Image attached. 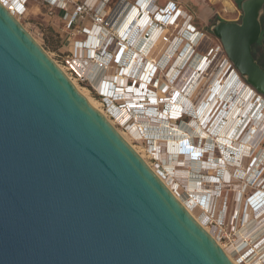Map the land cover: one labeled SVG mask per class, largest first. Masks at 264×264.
<instances>
[{
  "label": "water",
  "instance_id": "1",
  "mask_svg": "<svg viewBox=\"0 0 264 264\" xmlns=\"http://www.w3.org/2000/svg\"><path fill=\"white\" fill-rule=\"evenodd\" d=\"M263 7L211 32L264 96ZM0 264H235L1 2Z\"/></svg>",
  "mask_w": 264,
  "mask_h": 264
},
{
  "label": "rangeland",
  "instance_id": "2",
  "mask_svg": "<svg viewBox=\"0 0 264 264\" xmlns=\"http://www.w3.org/2000/svg\"><path fill=\"white\" fill-rule=\"evenodd\" d=\"M73 1L78 2L81 0H72L70 3H68L67 9L70 14V17H68L67 19H61L59 16L58 9L49 5L47 2H45V0H27L25 5L26 6L25 12L17 20H19V22L24 26V28L30 33V35L36 40V42L45 50L48 56L62 69V71H64V73L70 78V80L71 81L73 80L76 86L80 90L82 89V91L86 94V96L97 104V106L106 115L108 120L112 122V125L124 133V137L126 139L128 138L129 143L134 147V149L138 151L140 155H142V157L148 163V165H150L155 170L156 174H158V176L169 186V188H171L173 191L176 190L175 192H179L178 196L180 197V199L188 206L190 210H192L196 214V216L202 219L205 228L210 233L214 234V236H217V234L223 235V238L220 240V242L219 241L218 242L221 246H223L224 249L228 251V253L232 258H236V257L240 258V261H243L241 264H254V263L264 264V244H263L264 237H262L264 235V228L261 229L262 226L260 227L261 222H264V220H262L261 218L264 215V209L257 214V210L258 209L260 210L262 204L264 205V201H261L259 203H257L256 201V203L252 204L248 201L249 199H247V196H243V198H241L238 202H236L235 200L236 198L234 197L235 196L234 193L236 194V192H235V188L233 187V182L235 183L238 180V178L243 181L245 176L244 177L243 175H240L239 177L236 176L235 177V179L237 178L236 180H230L229 178L226 179L223 177V175H221L224 173L226 174L228 168L225 164L215 165L214 163H212L213 159L211 158L210 154L212 152L211 148L215 146L213 141L211 139L208 140L205 139L204 133L202 134L200 133L199 135L200 138L193 137L191 139V143L193 142L192 145L193 146L196 145V148L199 149V153L195 152L196 154H198V156L195 158L199 159L201 157V159L207 162L206 164L208 166V169H206V172L204 171L200 174L201 170L196 169L198 164L197 159H196L197 161L191 160L192 164H189L186 162L185 159L182 160V157H180L181 156L180 154L182 153L184 154L185 152L186 154L191 152L194 153L192 151L194 149L189 148L187 150L181 151L180 147L176 148V144L173 145L172 143L170 144L169 142H165L164 144V142L158 141L156 144L158 136H152L148 134L144 135V130H147L145 128H148L145 127V125L150 124V125L158 126V124L161 123L166 117L168 122H170L168 124L171 126V128H174V130L179 128V126H181L182 124H190L195 122L196 117L194 118L192 114L184 112L183 108L181 109L182 111L180 112V115L178 114L179 115L178 117H172L171 115L168 116L169 109H167V105L168 103H170V101H173L179 93L178 94L174 93L170 95L169 87L164 88L165 86L164 84L165 83L171 85L173 84V86L178 90L180 84L183 83L182 82L183 79L187 77L186 75L187 71L189 72L190 70L189 64L191 65L192 61L195 59L196 56H202L201 63L205 61V63L200 68V73L201 74L203 73L202 74L203 77L206 72L209 73L213 68L215 69V73L217 71L218 74L220 73L219 70L221 69V66L224 63V59H226V56L223 52L219 40L212 34L211 26L215 24V22H217L219 18L232 19L233 21L239 22L241 17V10L239 6L236 4V1L239 0H177L179 1L180 4H176V6L180 7V9L185 11L188 15V16L185 15L186 17L184 24L186 23V21H189V25L187 26L182 25L181 29L178 26H176L175 28L174 24L172 26L167 25V22H172V21L170 20L167 21L164 19L165 18L164 10L161 12L162 14H164L162 16L163 17L162 19H159L157 15L152 14V11H150L151 12L149 14L150 20L147 21L153 22L151 26H155L159 30L160 29L162 30L165 29L164 27L167 25V29L169 30V33L171 35L173 34L174 36H178L179 40L182 39L181 42H179V44L177 45L176 51L178 52L179 56H181L186 52L187 55L185 58L187 60L184 59L181 65H175V61H173V63L169 65V69L172 67V65L175 66L174 68L177 69V72H175V74L172 77H169V73L167 72L168 70L166 71L168 66H164L162 68L161 66H159L158 72L155 73V79H153L154 83L152 85L149 84H147V86L145 85L150 90H153V93L144 91L145 90L144 85L139 81L140 77H137V75L135 74V72L137 71L135 70L134 72L135 75L132 74L134 76H130L128 78L129 82L135 80L136 85H138L137 88L138 91L144 89L141 92L142 96L143 95L149 96L152 94V96L146 98L148 100L151 99L152 101L155 100L154 102L148 101L149 104L143 103V105L142 104H135L137 106L132 105L135 108L130 106V104L127 103L125 100L123 101L122 96L119 95L122 94V92L124 91L126 92V90H128L125 86H124L125 88L123 86H122L123 88L122 87L117 88V86L113 88L111 86V83L109 84L108 81H106L107 83L100 82L101 78H103L104 80L106 79L109 80L108 77H106V79L104 77L107 76L108 74L107 72L111 70L109 69L110 67H113L114 69L112 73H115L116 68H120L119 72H121V69L125 65L124 64L125 61L123 59L122 62H120L121 58L118 59L116 57V54L119 52L122 55L124 53L123 50L125 49H121L116 53L115 47L113 49H110L111 40L109 39L107 43L104 44L103 51H101L102 49L100 48V46L95 47L96 54L98 55H95L97 58H92L91 60L84 58L85 57L84 50L82 51L75 49V46L78 45L85 46L86 42L90 39L91 36L89 35L87 37L85 32H87V30L93 32L96 30V28L92 25L90 18L92 11H85L79 13L77 10H75V7L70 6V4H72L73 6ZM143 2H145V0L144 1L143 0H109L103 12L108 23L107 24V30L109 31L108 33L113 35V37H117V38L118 37H122V39L129 38L128 36L130 35V33L124 36V30L125 28H127L126 26L127 24H125V27L122 28V31L118 32L119 31L118 27H116L117 22L121 18L125 10L129 8L128 6H130V8L133 9L132 13L134 18L137 17V14L139 12L142 11L141 13H144L143 11L144 5L142 4ZM166 3H167L166 0L157 1L159 7H164ZM202 8L206 9L209 13L211 12L215 13L214 16L210 19V21L205 24L201 23L200 18L196 15L198 13V10L199 9L202 10ZM263 11H264V7H263ZM155 19L159 22L157 26L156 24H154V21H156ZM103 33L107 34L106 32ZM158 33H160V31ZM158 36H161V34H158ZM98 37L100 36H98L97 34V36L95 35V37L93 38L96 39ZM80 41L82 43H79ZM132 41L134 43H132ZM99 43H97V45L95 44V46H98ZM124 43L127 44L128 49L130 48L136 53L137 50L135 44L136 37H134L132 40H127V41L124 40ZM154 48L155 47H153L152 45L147 51L144 52L145 58L142 57L140 61V65L141 62L143 61L145 62L147 59H153L158 56L157 55L158 50ZM190 49L192 53L190 52ZM257 53L264 54V39L262 40V43L259 44ZM132 54H134V52H132ZM123 55L125 58L126 54L124 53ZM135 56L136 54L134 55V57ZM98 58H100L99 65L97 62H94V60L98 61ZM210 61L212 62V64H210L209 67L210 71L208 70L209 71L208 72L205 71L207 66L206 62L209 63ZM89 63L91 64L92 68L89 67ZM185 64H187L186 67L187 69L183 70ZM92 65H98V66L93 67ZM226 68L227 69L224 74L226 73L227 74L219 76V79H217L216 82L221 84L222 81V83H224V81L227 80L228 76L232 71L237 72L234 68H232V66L230 67L227 65ZM176 77L178 79H176ZM239 77L245 82V80L241 76ZM201 84H203V82H201ZM209 84L210 83H204V88H203L204 92L202 90V92L198 95L196 99H195V95L194 97H191L192 101L194 102L196 101L195 105L198 107V109L201 108V105L199 104L202 103L203 95L204 93H207ZM199 87H201V85ZM101 92L108 94V96L109 94L116 96H114L111 100H108L101 96L102 94ZM253 92L247 95L246 98L247 100L246 99H245L246 101L244 100L245 102L255 103L254 101H259L260 98L261 100L263 99L262 102L264 101L263 95L257 93L255 90H253ZM259 95L261 97H259ZM187 97H189V93ZM206 100L207 98L204 99V101ZM226 101H228L227 98H224L222 103H219V105L216 108H213L214 107L213 105H215V103L212 105L211 110L212 109L214 110V114L217 113L216 110H218L217 108H219L220 104H221V109L223 107L228 108L229 105L227 104ZM247 103H243L241 107H243L244 104ZM144 105L146 106L145 108L143 107ZM132 110L134 111L133 113L131 112ZM238 110L239 113L240 108ZM260 111L261 112L259 113V117L261 118V116L264 115V104L262 105V107H260ZM125 112H128V114H132L131 116H133L136 113L137 114L140 113L143 114L144 116L146 115L147 116L146 117L133 116L130 118L132 119V123L127 125L126 123L128 122H124L122 119V115H124ZM212 115L213 113H211V117ZM160 116H163L162 119L160 118ZM221 120L223 121L222 124L224 125V128L222 127L223 130H221L222 128L217 130L216 126L218 122L213 124L215 125L216 128L215 127L213 128V125L211 123H209L210 125L207 126L208 125L207 122L210 120H207L205 122L206 124H202L201 122H199L201 124L200 127L203 129V131L204 132L209 131V133L215 137L217 142H218L217 138L220 139L222 137L228 138V136L226 135L224 136V134H226L225 132L228 127V125L226 124L228 120H226L223 116L221 117ZM255 120H259V118L257 119L255 118L254 120L251 121V123L255 122V124H257L258 122ZM122 121L124 123H122ZM195 124L197 125L196 122ZM141 126H142V130H141ZM209 127H211L210 130ZM190 129L191 128L186 129V131L191 135H195V133L190 131ZM156 131L158 130L156 129ZM250 132L251 131H248L247 136H249ZM220 133L223 134L220 135ZM252 133H254V131ZM245 141L246 139L243 138L241 143H245ZM169 151L175 152L179 155L178 159H176V161L173 162L172 166L170 165V161L168 159L171 156ZM203 151L204 153L201 156V152ZM251 151H254V153L253 154L251 152L248 153V157H244L240 161L242 163L241 169L246 173L248 172L247 177L249 176L250 171L253 170L254 168L253 164L257 160V157L259 156L260 153L264 151V133L260 134V136L258 137V141H255V144L251 149ZM239 153L240 151H238L237 156H240ZM205 157H207L208 159L207 158L205 159ZM214 161L216 160L214 159ZM261 169L262 166L259 167L258 174H260ZM188 170H191L192 172ZM229 170L230 171L232 170L233 173H235V171H238V167L235 166L234 168L232 167V169L229 167ZM182 171H184L185 175L187 174L188 177L185 178V175L180 176V172ZM203 175H210L212 178L217 177V181L219 180H221L222 182L223 180L226 181L218 186L219 193H216L215 191L214 192L211 191L214 186V184L211 183L213 179L209 178L210 179L209 180L208 178H206V181L210 182V183H206V181L204 182L203 179H201V176ZM232 176L234 177L233 174ZM194 177H196L195 185L192 182L194 180ZM257 183L255 184L257 187L256 189H260L261 186L260 187L257 186L258 185ZM238 184L240 185L241 183ZM201 185L204 187V189H206L207 191L206 194L208 193L210 194L212 192L211 193L212 201L210 200L211 202L209 203V206L211 208H209L208 206L205 207V204L203 205L204 202L203 198H206V195L198 193L200 188L202 187ZM262 191H264V189L261 188L259 193H263ZM192 195H197L202 198L201 200H197L196 198H193ZM263 196L264 193L260 194V196L257 195L256 200L259 201ZM259 197L261 198L258 199ZM252 206H253L252 212L255 214L252 216L249 212L248 215H251L252 217L248 219L246 214L250 210V208H252ZM258 222L260 224H257ZM256 240L258 241L256 242ZM239 241H241V244L236 248V245H238L237 243Z\"/></svg>",
  "mask_w": 264,
  "mask_h": 264
},
{
  "label": "bare ground",
  "instance_id": "3",
  "mask_svg": "<svg viewBox=\"0 0 264 264\" xmlns=\"http://www.w3.org/2000/svg\"><path fill=\"white\" fill-rule=\"evenodd\" d=\"M146 1L147 0H145V2L143 4L144 5L143 6L144 13H141L142 12L141 11V12L138 13L139 15L137 14V17L134 18L133 17V13H132L133 9L130 8V6H128L129 8L125 10V12L121 16V18L118 20L117 25H116V27H118V30H119L118 32H120V31H122V28L125 27V24H127L126 25L127 28H125V30H124V36L126 34H129V33H130V35L128 36L129 38H124V40H126V41L127 40H132L134 37H136V43H135L136 44V49H137L136 53L132 49H130V48L128 49V46L125 43L126 45L123 48L125 50H123V52L126 54V57L124 58V55H123L124 53L122 55H117L116 54V57L118 59L121 58L120 62H122L123 59L125 61V63H124L125 65L121 69V74L122 75L119 74V69L120 68H116L115 69V73H112L114 71V69H113V67H110L109 69H111V70L110 71L107 70L108 74H107V76L104 77L105 79H106V77H108L109 81L111 82V86L113 88L116 87V86H117V88L118 87L121 88L122 86L123 87L125 86L128 89V90H126V92L123 90L124 92H122V94H119V95H121L122 98H123V101L125 100L127 103L130 104V106L135 105V104H142L143 105V103H148V101H151V102L155 101V100L152 101L151 99L148 100L146 98V97L152 96L151 93H150L151 95H149V96H144V95L142 96L141 91H138V89H137L138 85H135V87L131 88L130 85H129V79H128L130 76H134L136 74L137 77H140L139 81L144 86L145 85L147 86V84L149 83V81L151 79V78H148V77L153 74L154 69H156V72H158L159 66H161V68L164 67V66H168L166 71L168 70L167 72L169 73V77H172L175 74V72H177V69L174 68L175 66H173V65L169 69V65H171L173 63V61H175V65H181L182 62L184 61V59H186L185 57L187 55L186 52L184 54H182L181 56L178 55V52L176 51V47L179 44V42H181L182 39L179 40L178 36H174L173 34L171 35L169 33L168 29L167 30L164 29V32L161 34V36H158V34H159L158 32L161 29L159 30L157 27L151 26V24L153 22H148L147 21V20H150V15H149L150 11L149 10L151 9V5H148L149 3H146ZM172 13L173 12H171L170 15H172ZM157 17H159V19H162L161 15H157ZM168 18H170V17H168ZM178 24L179 23H174L175 28H176V26ZM94 32L95 31H93L92 33H94ZM166 32H168L169 34H168V36L165 37V39H163V35H165ZM96 42H97L96 39H94V38L91 39V36H90V39L86 42L85 46H82V48H86L88 46L89 48L92 49V48H94ZM152 45H153V47H155L154 49L158 50V53H157L158 56L156 58H153V59H147L145 62L144 61L141 62V65H140V61H141L142 57H144V52L147 51L150 48V46H152ZM133 48H135V47H133ZM184 49H185V47H184ZM81 50H83V49H81ZM132 52H134V54H132ZM190 52H191V49H190ZM135 54H136V56L134 57ZM192 57H193V55H192ZM94 58H97V57L94 55ZM99 60H100V58H98V61L94 60V62H97L98 65H99V62H100ZM158 60H159V62H158ZM201 60H202V56H196L195 59L192 61L191 65L189 64L190 70H189V72L187 71V74H186L187 77L183 79V81H182L183 83L180 84V87L178 88V90L173 86V84L172 85L168 84V83L164 84L165 85L164 88L165 87H169L170 95L174 94V93H176V94L179 93L177 95V97H175V99H174L175 101L174 100L170 101V103H168V105H167V109H169L168 116L171 115L172 117H178L180 115V112L182 111L181 109L183 108L184 112L192 114L194 116V118L196 117L195 118L196 119L195 122L197 123V125L195 124V122L194 123H190V124H182L181 126H179V128L174 130V128H171V126L168 124L170 122H168L167 117H166V118H164V120L161 123L158 124V126H154V125H150V124L145 125V127H148V128H145L147 130H144V135L148 134V135H152V136H158L156 144H157L158 141L164 142V144H165V142H169L170 144L172 143L173 145L176 144V148L180 147L181 151L182 150H187L189 148L194 149V150H192L194 153L191 152V153H187L186 154V152H185L184 154L183 153L180 154L181 155L180 157H182V160L185 159L187 163L192 164L191 160L194 161V160L197 159L195 157H197L198 154H196L195 152L199 153V149L196 148V145L195 146L192 145L193 142L191 143V139L193 137H199L200 133L201 134L204 133L205 134V139H207V140L211 139L213 141L214 145H215L214 146L215 148L214 147L211 148L212 152H211L210 156L213 159L212 163H214L215 165L225 164L227 166V168H228L226 174L224 173V174H221V175H223V177L226 178V179L229 178L230 180H236L237 178L235 179V177L236 176L239 177L240 175H243V176L247 177L248 172L246 173V172H244L241 169L242 168V163L240 161L244 157H248V153L251 152V149L253 148V146L255 144V141H258V137L260 136V134L264 133V115L261 116V118L259 117V113L261 112L260 111V107H262V105L264 104V101L262 102L263 99L261 100V98H260L259 101H254L255 103H251L250 106L248 104H244V106L241 107V105L243 103H246L245 101L247 100L246 99L247 95H249L251 92H253L254 89L251 86H249L247 83H245L239 77L240 75L238 74V72H235V71H232L230 73V75L228 76L227 80L224 81V83H222V81H221V84L216 82V80L219 79V76L227 74V73L224 74L226 72V69H227L226 66L228 65V66L231 67V65L227 61V59H224V63L222 64L221 69L219 70L220 71L219 74L217 73L218 71L215 73V69L214 68L211 71L209 70L210 64H212L211 61L209 63L206 62L207 66H206V70L205 71L209 70L210 72L209 71H208L209 73L206 72L204 77H203V75H202L203 73L202 74L200 73V68L205 63V61L201 63ZM215 64H214V67H215ZM98 65H92V66L94 67V66H98ZM89 67H91L90 63H89ZM186 67H187V64H185L183 70H186L187 69ZM191 67H193V68H191ZM135 70L137 72H135ZM122 72H124V73H122ZM134 72H135V74H134ZM227 72H228V70H227ZM132 74H134V75H132ZM177 77H176V79H178ZM153 79H155V77ZM101 80H102V78L100 79V82H102ZM201 82H203V84H201ZM72 83L75 85V87L78 89V91L89 101V103L95 109H97L108 120L106 115L97 106V104L95 102H93L92 100H90L86 96V94L82 91V89L80 90L76 86V84L73 82V80H72ZM204 83H210V84L208 85L207 93H204V95H203L202 103L201 104L198 103L199 105H201V108L198 109V107L195 105L196 101L195 102L192 101L191 97H194V95H195V99L198 97V95L202 92V90L204 88ZM200 85H201V87H199ZM192 86H193V88H192ZM190 89H192V90H190ZM203 92H204V90H203ZM188 93H189V97H187ZM127 96H129V97H127ZM259 97H261V96L259 95ZM205 98H207L206 101H204ZM224 98H227V100H228V101H226L227 104L229 105L228 108L227 107H223L221 109V104H220L219 108H217L218 110H216L217 113L214 114V110L213 109L211 110L212 105L215 103V105H213L214 106L213 108H216L219 105V103H222ZM135 106H137V105H135ZM132 107L135 108L134 106H132ZM143 107L145 108L146 106L144 105ZM239 108H240V112L238 113V111H239L238 109ZM131 112L133 113L134 111L132 110ZM211 113H213L212 117H211ZM237 113L239 115L238 116V120L236 119V121H233L234 125L236 123V125H235L236 127L233 130H230L228 133L225 132L226 134H224V136L226 135V136H228V138H223L222 137L220 139V138L216 137L218 139V142L215 139V137L212 136V134L209 133V131H205L204 132L203 129L200 127L201 124L199 122H201L202 124H206L205 122L207 120H210V121L207 122L208 123L207 126L210 125L209 123H211L213 125L216 122H218L216 127H217V130H219V128L220 129L222 127L224 128V125L222 124L223 121L221 120L222 116L226 120H228V118L230 117L229 118V120H230V119H232L231 117H233ZM131 115L132 114H128V112H125V114L122 115L123 121L124 122H128V123H126L127 125L132 123V119H130V118L133 117V116H135V117H138V116L146 117L147 116V115L144 116L143 114H140V113H138V114L136 113L133 116H131ZM162 117L163 116H160L161 119H162ZM234 118H235V116H234ZM255 118L256 119L259 118V120H255L258 123L257 124H255V122L251 123V121L254 120ZM229 120L226 123L227 125L229 124L228 123ZM123 121H122V123H124ZM108 122L112 125V122L110 120H108ZM142 125H144V124H142ZM234 125H233V127H234ZM214 127H215V125H213V128ZM189 128H191L190 131L194 132L195 135H191V134H189L186 131V129H189ZM223 128L221 130H223ZM115 129L129 143L128 138L126 139L124 137V133L121 132L120 130H118L117 128H115ZM156 129L158 131H156ZM210 129H211V127H209V130ZM141 130H142V126H141ZM248 131H251L249 133V136H247ZM253 131H254V133H252ZM221 134H223V133H220V135ZM165 137H166V139H165ZM243 138L246 139L245 143H241ZM219 139H220V141H219ZM156 144H155V146H156ZM131 147L134 149V147L132 145H131ZM215 149H217V150H215ZM134 150L138 153V151L136 149H134ZM238 151H240V153H239L240 156H237ZM203 153H204V151L201 152V156L203 155ZM170 155L171 156L168 159L170 161V165L172 166L173 162L176 161V159H178L179 155L177 153H175V152H170ZM140 157L144 160L142 155H140ZM214 159L216 161H214ZM197 160H198V162H197L198 164H197V168L196 169L201 170L200 174L202 172H204V171L206 172V169H208V166L206 164L207 162L205 160L201 159V157L199 159H197ZM146 164L148 165L147 162H146ZM253 165H254L253 166L254 168H253V170L250 171L249 176L254 177V179L256 180V177L260 175V174H258L259 173V167L262 166V169H263V166H264V151L259 154V156L257 157V160L255 161V163ZM148 166L151 167L150 165H148ZM231 166L233 168L235 166L238 167V171H235V173H233L232 170L230 171L229 167L232 169ZM151 169L154 171V173H156L155 170L152 167H151ZM188 171H191V170H188ZM217 172H219V171H217ZM232 174L234 175V177L232 176ZM156 175L158 176V174H156ZM184 175H185L184 171L180 172V176H184ZM186 177H188L187 174L185 175V178ZM206 178L213 179L211 183H213L214 186H213V189L211 191L212 192L215 191L216 193H219V187L218 186L220 184L226 182L225 180H223V182L221 180L217 181V177L216 178H212L210 175L201 176V179H203L204 182L206 181ZM249 181H251V179L247 180V182L243 183V181L238 178V180L235 183L233 182V187L235 188V192H236V194L234 193V195H235L234 197L236 198L235 199L236 202H238L241 199V195L243 193L242 191L249 185ZM192 182L195 185L196 177H194V180ZM185 183H186V181H185ZM206 183H210V182L206 181ZM238 183H241V184L239 185ZM227 184H230V183H227ZM168 188H169V186H168ZM195 191H197V190H195ZM206 192H207L206 189H204V187L202 186L198 193L206 195V198H203V200H204L203 205L205 204V207L208 206L209 208H211L209 206V203L212 201V195H211L212 192L210 194L209 193L206 194ZM262 192H264V191H262ZM177 193H179V192H177ZM173 194H174V192H173ZM174 195L187 208V210L192 214V216L196 219V221H198L200 223V225L212 236V238L215 240V242L230 257V259L235 264H237V261L234 260L230 256L228 251L226 249H224L223 246H221L219 244L216 236H214V234L210 233L205 228L202 219L200 217L196 216V214L192 210H190L188 208V206L180 199V197L177 194H174ZM192 197L196 198L197 200H201V198H202V197H199L197 195H192ZM261 201H264V196L260 199L259 202H261ZM259 202H257V203H259ZM263 209H264V205L262 204L260 210L259 209L257 210V214L260 211H262ZM252 211H253V208L252 209L250 208V210L247 212V214L245 213L247 215L248 219L251 218L255 214ZM249 212H250V214L252 216L248 215ZM255 221H257V220H255ZM257 224H260V223L258 222ZM263 224H264V222H261V224H260V227L262 226L261 229L264 228ZM256 227H254V228H256ZM241 241H239L240 243L239 242L237 243L238 245H236V248H237V246H239L241 244Z\"/></svg>",
  "mask_w": 264,
  "mask_h": 264
},
{
  "label": "built area",
  "instance_id": "4",
  "mask_svg": "<svg viewBox=\"0 0 264 264\" xmlns=\"http://www.w3.org/2000/svg\"><path fill=\"white\" fill-rule=\"evenodd\" d=\"M71 1L72 0H45V2H47L49 5H51L52 7L56 8V9H58L59 16H60L61 19H67L68 17H70V14L68 12L67 7H68V3H70ZM108 1L109 0H81V1H78V2L73 1V7H75V10H77L79 13L80 12H85V11H92V14H91L90 18H91L92 25L96 28V30H95V33L93 34L91 31H88L86 29L87 30V32H85L86 36L88 37L89 35H91V39L97 34L100 36V37L96 38L97 42L95 43L97 45V43H99V41H100L99 45L98 46H94V48H92V49L89 48L88 46L86 48H82V46H80V45L75 46L76 50H81V49L84 50V52H85V57L84 58L85 59L91 60L92 58H94V55H98V54H96L95 47H99L100 46V48L102 49L101 51H103V46H104L105 43H107V41L109 39L111 40V42H110L111 45L109 44L110 45V49H113L115 47L116 53H117V51L123 49L124 46H125L124 38L122 39V37H118V38L117 37H113V35L108 33L109 31L107 30V24H108L107 23V19L105 18V15L103 13L104 9H105V6H106ZM0 2L12 14V16L14 18L19 19V17L25 12V9H26L25 5H26L27 0H0ZM146 3H149V5H151V9L149 11H152V14L161 15V16H163L165 14L164 15V17H165L164 19L167 20V21H169V20L172 21V22H167V24L169 26H172L174 23H179L177 26L181 29L182 25L183 26L184 25H186V26L189 25V21H186V23L184 24L185 17H186L185 15H187V13L185 11L181 10L180 7H177L175 2L168 1L164 5V7H159L158 4H157V0H147ZM142 4H144V2ZM163 10L165 11L164 14L161 13ZM171 12H173L172 15H170ZM150 13L151 12H149V14ZM166 14H167V16H166ZM168 17H170V18H168ZM71 18H72V15H71ZM154 24H156V26H157V24H159V22L156 20V21H154ZM164 28L167 29V25ZM103 32H106L107 34H104ZM163 32H164V29L160 30L159 34H162ZM168 34L169 33L166 32L165 35H163V39H165V37L168 36ZM79 43H82V42L80 41ZM132 43H134V42L132 41ZM117 55H121V54L118 52ZM155 73H156V69H154L153 74L148 77V78H151L149 83H148L149 85H152L154 83L153 78L155 77ZM119 74L122 75L121 72H119ZM101 81L103 83L104 82L107 83L106 81H108L109 84L111 83L109 80H104L103 78H102ZM129 85H130L131 88L135 87L136 81L135 80H133L132 82L130 81ZM144 89H141V92H142V90H144L146 92L153 93V90H150L146 86H144ZM101 93H102L101 96L103 98L108 99V100H111L114 96H116V95H112V94H109V96H108V94H105L103 92H101ZM263 184H264V182L259 184L261 186V188H263ZM252 185L253 184L250 183L242 191L243 193L241 195V198H243V196H247V199H249L248 201L250 203L254 204V203H256V201L257 202L260 201V200L259 201L256 200L257 199V195L260 196V194H263V193H259L261 188L260 189H256ZM166 186H167V184H166ZM169 189L172 191V193L174 192V194L178 195V193L175 192L176 190L173 191L171 188H169ZM260 198L261 197H259L258 199H260ZM252 208H253V206H252ZM261 218H262V220H264V215ZM262 237H264V235ZM216 238L220 242V240L223 238V235L222 234L221 235L217 234ZM257 241L258 240H256V242ZM233 259L237 261V264H241L243 262V261H240V258H238V257L233 258Z\"/></svg>",
  "mask_w": 264,
  "mask_h": 264
},
{
  "label": "trees",
  "instance_id": "5",
  "mask_svg": "<svg viewBox=\"0 0 264 264\" xmlns=\"http://www.w3.org/2000/svg\"><path fill=\"white\" fill-rule=\"evenodd\" d=\"M241 1L242 0L236 1V4L239 6ZM260 24H261V33L258 40L252 45V55L256 59L258 64L264 69V54L257 53L258 46L259 44L262 43V40L264 39V11L260 16Z\"/></svg>",
  "mask_w": 264,
  "mask_h": 264
},
{
  "label": "flooded vegetation",
  "instance_id": "6",
  "mask_svg": "<svg viewBox=\"0 0 264 264\" xmlns=\"http://www.w3.org/2000/svg\"><path fill=\"white\" fill-rule=\"evenodd\" d=\"M246 103H247V102H246ZM247 104H248L249 106L251 105L250 102L247 103ZM260 115H261V114H260ZM234 116H235V118H234ZM234 116L231 117L232 119H233V118H234V119H233V120L230 119L229 122H228V123H229V124H228V127H227L228 130H226L227 133H228L230 130H233V129L236 127V126H235L236 123H235V125H234L233 121H236V119L238 120V116H239V115H238V113H237V114H235ZM236 117H237V118H236ZM233 125H234V127H233ZM229 127H230V128H229ZM232 127H233V128H232ZM219 129H220V128H219ZM254 151H255V150H254ZM254 151H251V153L253 154ZM255 156H256V155H255ZM206 158H207V157H205V159H206ZM207 159H208V158H207ZM253 161H254V160H253ZM243 177H244V176H243ZM246 178H247V179H246ZM249 178L251 179L250 183L253 184L252 186H253L254 188H257L256 185H255L257 182H258V183H257V184H258L257 186L260 187L259 184L262 183V182H264V166H263V169H262L261 172H260V175L256 177V180L254 179V177L248 176V177H245V178H244L243 183L247 182V180H248ZM245 179H246V180H245ZM257 179H258V180H257ZM253 180H254V181H253ZM262 189H264V184H263V188H262ZM263 193H264V192H263Z\"/></svg>",
  "mask_w": 264,
  "mask_h": 264
},
{
  "label": "crops",
  "instance_id": "7",
  "mask_svg": "<svg viewBox=\"0 0 264 264\" xmlns=\"http://www.w3.org/2000/svg\"><path fill=\"white\" fill-rule=\"evenodd\" d=\"M168 1H174L176 4H180L179 1L177 0H166V2ZM70 6L73 7L72 4H70ZM214 14L215 13L213 12L209 13L206 9L202 8V10L200 9L198 10V13L196 15L200 18V22L205 24L210 21V19L214 16ZM218 20L233 21L232 19H226V18H219Z\"/></svg>",
  "mask_w": 264,
  "mask_h": 264
}]
</instances>
